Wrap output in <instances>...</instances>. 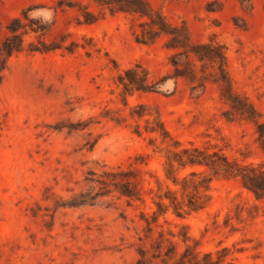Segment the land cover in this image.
<instances>
[{
    "label": "rangeland",
    "instance_id": "rangeland-1",
    "mask_svg": "<svg viewBox=\"0 0 264 264\" xmlns=\"http://www.w3.org/2000/svg\"><path fill=\"white\" fill-rule=\"evenodd\" d=\"M141 2L180 27L186 46L211 42L224 52L234 91L264 122V0ZM44 10L50 20L29 15ZM25 14L46 30L25 34L0 80V264H134L160 232L180 249L187 234L200 254H223L221 264H264V198L206 164L170 165L186 146L264 162L257 124L222 95L218 65L178 54L184 48L148 16L98 0H0V40L13 17L31 22ZM31 41L53 47L32 51ZM174 60L195 78L179 75ZM129 68L139 81L127 91L120 76ZM162 123L166 139L151 130ZM118 164L136 169L141 200L129 204L113 190L70 204L98 191L89 178ZM170 192L205 206L178 215ZM150 255L148 264H160Z\"/></svg>",
    "mask_w": 264,
    "mask_h": 264
},
{
    "label": "trees",
    "instance_id": "trees-1",
    "mask_svg": "<svg viewBox=\"0 0 264 264\" xmlns=\"http://www.w3.org/2000/svg\"><path fill=\"white\" fill-rule=\"evenodd\" d=\"M104 4H107L110 9H121L132 12H137L141 16H148L150 23L153 27H157L158 32H164L170 35V39L175 41V46L183 47L184 50L177 52L178 54L184 53L187 57L190 55L196 56L201 61L215 62L218 65V71L215 73V80L219 82L222 90V95L230 103L232 109L245 116L248 119L254 120L257 124L260 138L262 140V148L264 150V122L257 120L256 109L254 105L245 97H242L234 91L231 78L227 71L226 66V55L216 45L211 42H200L193 44L192 46H186V42L183 38L181 28L173 26L165 21L161 16H152L151 10H147L141 0H98ZM144 5V6H143ZM25 18L30 19V23L25 22L22 17L15 16L6 25L7 31L4 37L0 40V80L3 77L4 71L8 66L9 60L12 55L23 51L26 48L27 42L25 34L29 31L34 32H45L46 25L40 20H33L27 14ZM149 33V32H147ZM143 32L142 40H149L150 38L144 36ZM73 43V42H72ZM29 49L48 50V44L44 42L42 45H38L33 41L29 42ZM68 50H73L71 45H65ZM174 64L177 65V73L194 79L196 71L193 68L191 74L183 72L179 66V61L174 60ZM132 71V68L126 70V76L121 74L122 83L124 84L125 90L133 88V83H137L139 78L136 76H129L128 74ZM194 71V72H193ZM141 86V85H139ZM144 87V86H143ZM145 89H153V84H148ZM152 131L159 132L164 139L169 136V132L162 123L161 126H153ZM175 158L171 159L170 165L174 166V161H178L181 165L203 163L208 165L214 174H218L223 171L230 175H234L240 178L242 184L252 190L256 197L261 199L264 198V162L261 165H255L254 163H240L239 161H230L226 155L219 153L218 150L209 152L198 146L194 147H183L181 151H175ZM132 166H124L118 164L115 166H108L98 173L96 178H89V181L98 182L101 184L100 189L95 193L91 191L81 192L78 196L74 197L70 204L76 205L80 203H92L99 196L108 194L113 190H117L120 196H125L128 203L135 200H141L143 198L140 189L137 186L136 169L131 168ZM92 174L97 172L92 171ZM194 174V172H192ZM168 176H171V172H168ZM174 181H177V176H173ZM193 182L195 180H192ZM202 180H199L201 182ZM160 200L158 201L159 211L168 209L169 205H172L174 211L178 215H183L184 212L196 210L205 206V203H199V200L191 196L188 202L180 200L176 194L170 192L166 195L170 201V204H166L163 200L162 194L159 195ZM163 207L165 209H163ZM188 207V208H186ZM156 214V211H154ZM153 227L150 226L149 230ZM189 236L184 234L183 240L186 243L184 249L179 248V244L173 239L169 238L160 232L157 237L151 239L150 246H142L139 249L140 256L137 258L134 264H148V254L151 252V257L160 261V264H221V254L218 258H215L213 251H206L200 254L199 250L192 247L187 240Z\"/></svg>",
    "mask_w": 264,
    "mask_h": 264
},
{
    "label": "clouds",
    "instance_id": "clouds-1",
    "mask_svg": "<svg viewBox=\"0 0 264 264\" xmlns=\"http://www.w3.org/2000/svg\"><path fill=\"white\" fill-rule=\"evenodd\" d=\"M29 15L32 16V17L43 15L45 17V20H50L51 16H52V13L50 11L44 10L42 12H32Z\"/></svg>",
    "mask_w": 264,
    "mask_h": 264
}]
</instances>
